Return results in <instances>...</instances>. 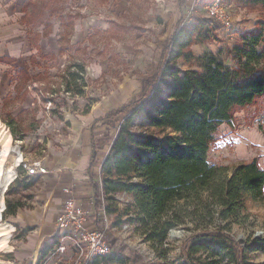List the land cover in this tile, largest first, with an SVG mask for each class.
<instances>
[{"label": "rangeland", "instance_id": "374dc122", "mask_svg": "<svg viewBox=\"0 0 264 264\" xmlns=\"http://www.w3.org/2000/svg\"><path fill=\"white\" fill-rule=\"evenodd\" d=\"M23 2L0 0V59L14 60L10 65L0 62V133H8L11 139L6 169L18 151L27 163L41 160L45 166L48 165L53 158L49 151L58 146L71 129L80 131L85 128L84 113H90L94 107L100 108V112L119 108L139 94L141 81L156 72L165 42L178 24L186 26L206 22L210 30V39H196L183 50L182 53L191 54V62L183 58L174 59V51L168 55L167 61L178 69L194 70L198 67L199 61L196 60L199 57L209 53L217 55L220 51H223L220 59L225 66L232 68L227 50L238 43L242 32L253 31L258 21H264V12L241 3L225 4L232 30L220 32L218 26L206 19L202 8L190 16L183 0H56L53 4L56 7H53L72 17L73 28L70 24L68 27L59 25V18L54 16L47 19L46 11L45 21L51 25V31L43 37V26L30 28L25 25L21 12ZM207 2L209 0H205V4ZM234 34L231 41L230 36ZM34 36H41L38 54L29 43ZM262 48L260 45L259 49ZM34 55L37 64L32 65L30 58ZM261 63L264 64V60ZM68 65L72 67L70 72H78L82 77L78 79L81 95L76 94V88L72 89L73 94L62 91L60 79ZM20 69L26 70L32 79L25 89L18 90L15 86L22 79L18 74ZM24 90L26 95L23 99L21 94ZM125 117L126 114L119 116L114 127H104L106 132L101 139L106 137L107 142L100 156L109 151L117 128ZM141 120L142 115L136 114L132 131L143 130ZM231 120L214 134L216 142L211 147L208 162L232 169L241 162H247L236 157L241 150H247L258 158L264 157V97L257 99L255 105L237 111ZM2 150L0 144V153ZM17 171L19 168L16 167ZM22 183L26 185L25 190H21L16 181L0 190V202L4 204L0 227L9 230L10 235V251H0V264H35L37 257L33 260L32 251L37 241L41 248L43 243L56 236L55 225L46 224L45 228L53 229L49 230L53 235L47 237V234L39 232L38 226L22 228L8 213L9 207L19 203L28 208L23 213L30 217L34 212L29 203L35 195L43 197L49 187L48 181L42 177ZM104 205L107 211L103 229L119 246L127 248L129 256H140L143 264H188L180 246L189 237L202 232L205 226L187 222L171 229H181V233H177L179 237L170 236L171 231L165 237H158L154 226L146 227L139 222L133 199L128 194L119 193L109 200L105 197ZM246 209L243 217L228 232L242 248L251 238H264V204L247 200ZM64 246L66 253L49 259L48 264L70 256V242L66 240ZM251 247L245 248L243 253L247 264H264V251H255ZM194 258L195 264H232L227 263L226 258L212 255L209 250H200Z\"/></svg>", "mask_w": 264, "mask_h": 264}, {"label": "trees", "instance_id": "16d2710c", "mask_svg": "<svg viewBox=\"0 0 264 264\" xmlns=\"http://www.w3.org/2000/svg\"><path fill=\"white\" fill-rule=\"evenodd\" d=\"M55 1L24 0L21 12L25 25L43 26L42 36H48L51 25L45 21L47 11V19L54 16L59 18V25L70 24L73 28L72 17L54 8ZM223 3H241L264 12V0H223ZM174 31L165 42L156 72L141 81L140 93L95 121L114 127L117 118L126 114L100 164L99 177L93 176L92 171L97 164V150H102L107 138L92 140L88 176L93 182L96 224L113 252L84 264H143L140 256H129L127 248L119 246L103 229L107 211L104 198L109 200L119 193L132 197L139 222L146 227L154 226L158 237H165L172 228L187 222L205 225L202 232L180 246L188 264H195L194 256L200 250H209L232 264H247L245 248L252 246L255 251H264V238H251L242 248L228 233L247 211V200L264 204V169L257 158L232 169L208 162L216 131L230 123L237 111L255 105L257 99L264 97V64L261 63L264 21H258L253 31L242 32L238 43L227 50L232 68L220 59L223 53L220 51L217 55L209 53L199 57L197 69H178L167 61L168 55L174 51V59L191 62V54L182 53L183 50L196 39H210V30L206 22H201L178 24ZM40 38L34 36L29 40L37 54ZM35 56L30 58L32 65L37 64ZM0 62L10 65L14 60L4 57ZM71 68L69 65L65 68L60 86L65 93L76 88V94L81 95L78 79L82 77L78 72H70ZM79 69L83 71L81 66ZM18 74L22 79L15 88L25 89L32 78L26 70L20 69ZM25 95L24 90L21 97L24 99ZM138 113L142 115L143 130L135 132L131 126ZM18 185L21 190L26 189L24 183ZM17 207L19 203L9 207L8 213L14 215ZM59 246L58 237H52L39 249L35 264H48L49 259L58 257ZM70 253L67 259L54 264H78L73 249Z\"/></svg>", "mask_w": 264, "mask_h": 264}, {"label": "crops", "instance_id": "0c3cea01", "mask_svg": "<svg viewBox=\"0 0 264 264\" xmlns=\"http://www.w3.org/2000/svg\"><path fill=\"white\" fill-rule=\"evenodd\" d=\"M113 110L115 109H104L103 112H100V108L94 107L90 113H84L85 128L81 127L80 131L76 130V128L71 129L67 137L63 138L65 140L63 141L62 139V142L58 143V146L49 151V155H52L53 158L48 165L46 164L48 173L36 176L48 181V190L44 195L42 194L43 197L38 198L35 195L33 201L29 203L33 209L32 212H34L30 217H27L23 213V211L26 212L28 209L25 208V205H20V207L16 208L14 215H11L16 220V224L22 226V228L38 226L40 233L43 235L47 234V237L52 236L53 232H49V230L55 225V217L61 210V206L67 197L64 193L65 189H71L72 195L80 204H83V207L88 212H95L93 206V182L89 179L88 168L92 153V140H100L106 132L104 128L106 127V124L104 125L105 122L95 123V121ZM101 151L97 150V164H95L96 168L92 171L95 177H99L100 164L108 153V151L104 152L100 156L99 153ZM236 157L239 160L245 159L244 161L248 162L249 160L256 159L257 156L248 153L247 150H241V152L236 154ZM257 163L264 169V157L258 158ZM25 180L14 181L20 184ZM14 181L9 183L10 186ZM46 224L52 227L45 228ZM37 243L40 245L39 242Z\"/></svg>", "mask_w": 264, "mask_h": 264}, {"label": "built area", "instance_id": "2783aa9c", "mask_svg": "<svg viewBox=\"0 0 264 264\" xmlns=\"http://www.w3.org/2000/svg\"><path fill=\"white\" fill-rule=\"evenodd\" d=\"M183 1L190 16L202 8L205 11L206 19L214 26H218L220 32L232 30V22L223 0H209L206 4L205 0ZM230 38L232 41L235 38V34L230 36ZM17 168H19V171L16 172V176L12 181H22L48 173L46 166L41 160L27 163V161L21 159ZM64 193L67 198L63 202L55 221L56 236L60 243L57 249L58 255L66 253L64 246L66 240L70 242L78 264H84L96 257L111 255L113 252L111 245L104 238L102 232L96 228L95 212H88L84 209L72 195L71 189H65ZM105 228L106 230L108 229L107 225H105Z\"/></svg>", "mask_w": 264, "mask_h": 264}, {"label": "bare ground", "instance_id": "6f19581e", "mask_svg": "<svg viewBox=\"0 0 264 264\" xmlns=\"http://www.w3.org/2000/svg\"><path fill=\"white\" fill-rule=\"evenodd\" d=\"M10 141H11V139H10L9 134L1 131V133H0V144L3 146V150L0 153V190L5 189L9 185V183L13 180V178L16 176L15 175L16 174L15 168L18 166V163L21 160V154L18 151L15 156L11 157L12 162L8 165L9 167L7 169L4 168L6 163H8V160H9V151H10V143L9 142ZM3 207H4V204L1 201L0 202V217H1ZM173 235L177 236V237L180 236V234L178 235L176 232L172 233V236ZM9 239H10L9 230H6L5 228L0 227V251H2V250L8 251L10 249V247L8 245ZM39 246L40 245L36 244V247L32 251L33 260L37 256Z\"/></svg>", "mask_w": 264, "mask_h": 264}, {"label": "water", "instance_id": "95a60500", "mask_svg": "<svg viewBox=\"0 0 264 264\" xmlns=\"http://www.w3.org/2000/svg\"><path fill=\"white\" fill-rule=\"evenodd\" d=\"M174 232H176V233H181V229H178V230H172V231L170 232V236H172V233H174Z\"/></svg>", "mask_w": 264, "mask_h": 264}]
</instances>
